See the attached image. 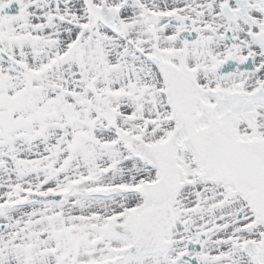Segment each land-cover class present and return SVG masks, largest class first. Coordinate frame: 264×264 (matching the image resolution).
<instances>
[{
    "label": "snow or ice",
    "instance_id": "1",
    "mask_svg": "<svg viewBox=\"0 0 264 264\" xmlns=\"http://www.w3.org/2000/svg\"><path fill=\"white\" fill-rule=\"evenodd\" d=\"M0 264H264V0H0Z\"/></svg>",
    "mask_w": 264,
    "mask_h": 264
}]
</instances>
